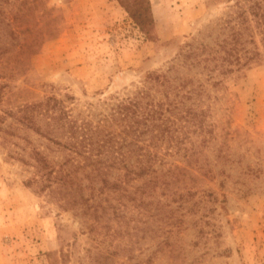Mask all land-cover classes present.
<instances>
[{
  "label": "rangeland",
  "instance_id": "rangeland-1",
  "mask_svg": "<svg viewBox=\"0 0 264 264\" xmlns=\"http://www.w3.org/2000/svg\"><path fill=\"white\" fill-rule=\"evenodd\" d=\"M42 1L58 30L21 72L0 3V264H264V58L220 75L194 55L228 1L150 0V37L117 0ZM49 98L116 133L120 103L161 106L171 123L156 110L134 129L162 178L116 187L73 169L68 187L42 191L33 150L70 171L67 152L23 123L42 127Z\"/></svg>",
  "mask_w": 264,
  "mask_h": 264
},
{
  "label": "trees",
  "instance_id": "trees-1",
  "mask_svg": "<svg viewBox=\"0 0 264 264\" xmlns=\"http://www.w3.org/2000/svg\"><path fill=\"white\" fill-rule=\"evenodd\" d=\"M117 1L139 30L146 37H150L147 21V14L151 9L150 0ZM227 1L225 17L215 21L211 26L209 37L212 38V45L204 43L203 36L195 38L198 46L194 51L197 63H207L206 68L209 72H217L220 75L241 72L252 62H261L264 58V0ZM0 3L4 5L2 13L6 15L4 27L8 28L10 37L16 41L18 49L16 56L23 59L18 61L14 70L21 72L25 69L29 56L39 51L45 39L56 34L58 30L56 18L52 14V9H47L42 0H1ZM256 34L261 36L260 45L263 52L255 40ZM205 52L207 55L201 58ZM156 78L158 80L162 78L161 82L168 81L166 75L150 76L151 80ZM141 94L143 96L145 93ZM160 107L151 106V109L146 111L138 101L120 103L112 109L113 119L110 120L118 122L117 124L124 123L122 131L116 133L109 130L110 125L106 126L109 120H104L103 126H93L85 119L74 117L66 108L64 101L56 98L47 99L45 107L39 109L42 127H35L37 117H26L23 123L30 124V127H34L38 133L44 134V137L67 152L65 165L69 166L71 172L56 170L41 152L33 150L31 158L35 162V174L30 182L41 184L42 191L53 189L54 186L61 191L76 179L73 169L80 170L84 175L87 172L89 176L98 177L105 184H108L109 178L112 177L113 185L116 187L146 177L159 182L163 175H158L155 166L162 165V158L157 149L143 148L141 132L136 134L138 126L135 129L134 126L142 119V123L152 124L158 119L157 113L161 114ZM162 111L164 113L163 108ZM160 116L163 124L167 121L171 123L167 115ZM150 124L146 126L147 129ZM139 142L143 144L140 145ZM169 176L177 178L174 170Z\"/></svg>",
  "mask_w": 264,
  "mask_h": 264
}]
</instances>
